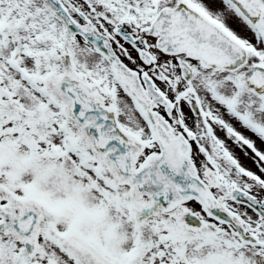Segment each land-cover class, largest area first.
Returning <instances> with one entry per match:
<instances>
[{"label": "snow or ice", "instance_id": "1", "mask_svg": "<svg viewBox=\"0 0 264 264\" xmlns=\"http://www.w3.org/2000/svg\"><path fill=\"white\" fill-rule=\"evenodd\" d=\"M0 264H264V0H0Z\"/></svg>", "mask_w": 264, "mask_h": 264}]
</instances>
